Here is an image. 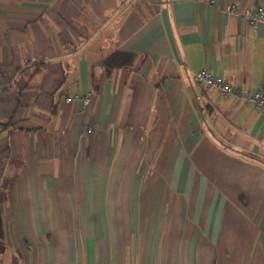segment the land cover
I'll list each match as a JSON object with an SVG mask.
<instances>
[{
    "label": "crops",
    "instance_id": "crops-1",
    "mask_svg": "<svg viewBox=\"0 0 264 264\" xmlns=\"http://www.w3.org/2000/svg\"><path fill=\"white\" fill-rule=\"evenodd\" d=\"M263 1L0 0V264H264Z\"/></svg>",
    "mask_w": 264,
    "mask_h": 264
},
{
    "label": "built area",
    "instance_id": "built-area-1",
    "mask_svg": "<svg viewBox=\"0 0 264 264\" xmlns=\"http://www.w3.org/2000/svg\"><path fill=\"white\" fill-rule=\"evenodd\" d=\"M227 10L246 19L254 28L264 25V1L255 8H241L236 4H231ZM194 80L207 88H216L223 96L233 97L236 100L243 101L246 105L254 106L257 109H264V85L253 93L244 92L240 88L231 84L224 77L219 76L208 68H203L193 74ZM95 90H89L83 93H76L65 98V102H81L87 107L95 96ZM93 124L89 122L86 126V132H93Z\"/></svg>",
    "mask_w": 264,
    "mask_h": 264
},
{
    "label": "trees",
    "instance_id": "trees-1",
    "mask_svg": "<svg viewBox=\"0 0 264 264\" xmlns=\"http://www.w3.org/2000/svg\"><path fill=\"white\" fill-rule=\"evenodd\" d=\"M247 157H250L251 159H257V156L254 154H246Z\"/></svg>",
    "mask_w": 264,
    "mask_h": 264
}]
</instances>
